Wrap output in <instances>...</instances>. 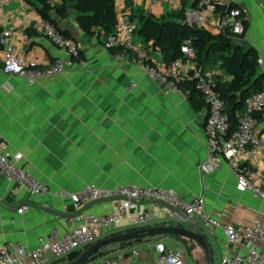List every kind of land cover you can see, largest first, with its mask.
Here are the masks:
<instances>
[{
    "label": "crops",
    "instance_id": "0c3cea01",
    "mask_svg": "<svg viewBox=\"0 0 264 264\" xmlns=\"http://www.w3.org/2000/svg\"><path fill=\"white\" fill-rule=\"evenodd\" d=\"M229 1L246 8L243 40L255 48L264 69V3ZM48 2L49 18L78 42L86 63L27 84L22 77L2 71L0 42V148L21 152L20 166L49 189L46 194L31 193L0 172V245L20 240L32 250L38 237L50 229L65 231L67 219L77 212L106 213L116 203L115 199L90 201L75 209L68 197L56 195L59 188L76 191L86 183L101 187L135 183L172 188L186 198L202 195L205 209L217 220L205 231L216 247L217 264L226 250L223 226L240 227L255 217L264 219V200L241 190L225 162L207 169L200 166L206 156L204 103L195 96L190 98L187 90L166 91L129 59L115 61L102 45L105 34L99 27L86 34L68 2ZM114 7L116 17L125 13L135 25L141 16L159 18L174 10L165 0H115ZM40 8L37 0H6L0 5V33L8 29L6 41L35 65L65 56L62 49L30 28V21L41 16ZM186 21L193 24L192 18L186 16ZM134 41L145 46L153 61L167 63L150 40L145 42L136 33ZM212 72L220 74L221 69ZM259 123L264 129V113ZM253 165L264 172V154ZM23 203L28 209L17 213ZM137 204L145 208L152 202L140 199ZM129 223L124 215L120 230L129 228ZM176 240L184 243L189 262L194 264L193 254L187 250H195L197 243L169 234L146 236L124 246L110 245L104 256L114 258L115 264H152L158 245ZM61 258L46 264H59ZM16 264H39V259L25 256Z\"/></svg>",
    "mask_w": 264,
    "mask_h": 264
},
{
    "label": "built area",
    "instance_id": "2783aa9c",
    "mask_svg": "<svg viewBox=\"0 0 264 264\" xmlns=\"http://www.w3.org/2000/svg\"><path fill=\"white\" fill-rule=\"evenodd\" d=\"M5 1L0 0V5ZM165 1H169L174 10L181 8V0ZM186 16L188 20L192 18L191 22L195 26L214 29L216 33L232 39H240L245 33L247 10L240 5H231L229 0H196L195 6L187 10ZM29 26L62 49L65 56L57 57L45 65H35L14 50L6 41L9 30L3 29L0 33L3 72L20 76L27 84H33L41 78L63 73L73 64L83 66L86 63L80 57L78 42L50 20L39 16L32 19ZM134 36V21L127 14L120 13L113 30L104 35L102 45L106 49L115 48L112 53L115 61L129 59L140 65L149 77L162 83L166 91L182 93L184 90L181 84L192 81L206 107L203 125L206 156L200 166L207 169L210 165L218 166L225 162L241 190L264 200V172L253 165L254 160L264 154V129H260L258 117L264 113V89L244 97L243 108L237 113L232 126L213 72L201 70L188 42L181 44L179 56L166 64H159L150 58L145 46L135 44ZM258 63H262L260 58ZM21 157L19 151L0 148V172L31 193H48L45 183L20 166ZM56 195L68 197L75 209L104 197L124 198L115 199L114 208L106 213L77 212L67 219L65 231L50 229L38 237V244L32 250L27 249L20 240L5 241L0 245V264H16L25 256L37 257L39 264L65 257L98 238L120 230L124 215L130 222L129 227H143L159 222L180 223L182 220L178 212L169 206L182 209L194 217L204 231L217 223L205 209L202 195L186 198L172 188L157 185L126 183L101 187L86 183L76 191L59 188ZM140 199L152 204L141 208L137 204ZM28 207V204L23 203L16 208V212L22 213ZM223 231L226 250L218 256L217 264H264V219L255 217L240 227L225 225ZM157 249L152 264H190L185 245L180 240L171 245L159 244ZM82 264H115V260L102 256Z\"/></svg>",
    "mask_w": 264,
    "mask_h": 264
},
{
    "label": "trees",
    "instance_id": "16d2710c",
    "mask_svg": "<svg viewBox=\"0 0 264 264\" xmlns=\"http://www.w3.org/2000/svg\"><path fill=\"white\" fill-rule=\"evenodd\" d=\"M37 1L41 4V16L51 21L47 13L50 8L48 0ZM62 2H68L74 8L77 23L86 34H91L93 27H99L104 34L113 30L116 21L115 0H62ZM195 3L196 0H181V8L168 12L167 16L159 18L152 15L141 16L139 23L135 25V34L137 33L143 41L150 40L154 46H157L167 63L179 56L181 44L188 42L203 72L212 71L215 68L221 69L220 74L213 72V76L233 126L237 113L243 108L244 97L264 89V69L260 68L255 48L247 44L243 37L235 40L225 34L213 33L204 27L188 23L185 10L187 7H194ZM61 8V13L64 15L66 13L64 5H61ZM109 50L113 53L115 48L111 47ZM223 74L228 78H224ZM181 87L188 91L190 98L195 96L197 100L200 99L204 103L200 93L193 87L192 81H185ZM258 117L260 119V116ZM165 224L172 223L159 222L152 225ZM135 228L137 227H129L114 233ZM143 238L145 237L113 244L124 246L139 242ZM113 244L101 248L86 261L101 257L106 253L107 247ZM78 252L77 249L68 255L78 254Z\"/></svg>",
    "mask_w": 264,
    "mask_h": 264
},
{
    "label": "water",
    "instance_id": "95a60500",
    "mask_svg": "<svg viewBox=\"0 0 264 264\" xmlns=\"http://www.w3.org/2000/svg\"><path fill=\"white\" fill-rule=\"evenodd\" d=\"M261 1L262 3H264V0ZM119 198H124V197L122 196L104 197L93 201H105V200H113ZM169 207L175 210L176 212H178L181 220L185 222L186 226L182 225L179 222H176L171 225L170 224L157 225V226L149 225V226L137 227L135 229L126 230L119 233L109 234L101 238H98L97 240L88 244L83 249L79 250L78 254L67 264H82L93 254H95L98 250L109 244L117 243L124 240H131V239H136L151 235H161V234H169L177 237L179 236L182 238L195 241L197 244H199L202 247L205 253V264H213L212 248L210 242L207 239L205 231L200 227L196 219L188 215L182 209L171 206Z\"/></svg>",
    "mask_w": 264,
    "mask_h": 264
},
{
    "label": "rangeland",
    "instance_id": "374dc122",
    "mask_svg": "<svg viewBox=\"0 0 264 264\" xmlns=\"http://www.w3.org/2000/svg\"><path fill=\"white\" fill-rule=\"evenodd\" d=\"M116 245V244H113ZM211 248H212V259H213V264H216V247L211 243ZM191 249L193 248L192 246L190 247ZM190 250V249H189ZM188 253L190 254V256L193 254V256H191V259L193 260L194 264H205V253L202 249V247L197 244L195 246V250L192 249V252L190 251ZM77 254H71L68 256H65L63 258H61L59 261V264H67L69 261H71ZM104 256V255H102ZM101 256V257H102Z\"/></svg>",
    "mask_w": 264,
    "mask_h": 264
}]
</instances>
